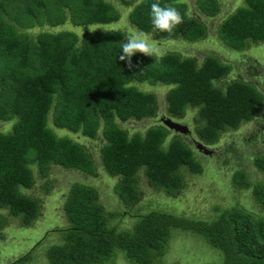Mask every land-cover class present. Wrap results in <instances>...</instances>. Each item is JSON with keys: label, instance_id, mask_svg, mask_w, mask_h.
I'll return each instance as SVG.
<instances>
[{"label": "trees", "instance_id": "1", "mask_svg": "<svg viewBox=\"0 0 264 264\" xmlns=\"http://www.w3.org/2000/svg\"><path fill=\"white\" fill-rule=\"evenodd\" d=\"M113 1L129 7L128 22L156 41L194 42L205 35L204 23L188 14L185 0H159L162 6L177 7L184 17L171 33L156 30L151 23L150 5L156 0ZM193 5L206 17L219 9L218 0H193ZM118 18L111 0H0V122L11 124L0 131V209L20 219L23 226L38 212L36 199L22 192L33 184L35 169L43 177L51 165L84 175L95 172L85 147L56 134L48 122L87 138L100 130L101 163L117 177L113 191L118 201L131 206L139 196V170L151 188L167 195L182 184L183 169L201 171L185 141L178 135L167 140L168 130L160 120L143 133L128 134L118 125L117 121L155 116L154 93L135 83L167 86L164 114L179 118L193 110V136L207 147L253 119L264 105L263 93L244 79L216 84L232 65L214 54L197 63L176 51L153 57L136 53L129 65L119 59L126 40L119 28L80 35L64 29L28 32L35 26L107 24ZM216 38L235 52L248 43L264 41V0H242L221 20ZM253 163L264 172V153L255 155ZM232 181L250 188L257 211L233 204L212 220H200L149 210L136 214L135 220L129 214L134 222L128 229L111 223L121 208L109 215L94 187L72 183L61 204L66 225L43 234L8 264L30 263L40 248L42 264H112L118 257L126 264H163L160 259L175 231L201 237L218 257L216 264H264V183L247 181L240 170L232 173ZM3 223L0 215V228ZM51 233L59 241L42 248Z\"/></svg>", "mask_w": 264, "mask_h": 264}, {"label": "rangeland", "instance_id": "2", "mask_svg": "<svg viewBox=\"0 0 264 264\" xmlns=\"http://www.w3.org/2000/svg\"><path fill=\"white\" fill-rule=\"evenodd\" d=\"M119 12L116 21L107 24L94 23L90 25L73 26L66 22L54 27L35 26L28 29L34 33L41 29L52 31L71 30L80 35L84 31L94 29H116L125 33H135L138 30L127 20L129 7L118 5L111 0ZM188 6V14L196 16L205 25V35L194 42H186L181 39H168L156 41L151 34H147L150 43L159 49V54L166 51H176L185 56H191L200 63L206 54H214L223 62L232 65L231 69L220 79L217 85H223L231 78H241L248 83L255 84L264 95V41L255 44L248 43L244 50L235 52L223 47L216 38V29L221 20L234 11L242 0H218V12L211 17L199 14L193 5V0H185ZM144 91L153 92L156 97L157 109L155 116L141 120L117 121L118 125L128 134L143 133L149 126L160 124L159 118L167 116L165 112V93L167 86L162 84L148 85L147 83H135ZM194 111L188 109L183 116L173 117L181 124H185L189 134H180L168 130L167 140L178 135L191 148L193 156L201 165V171L191 173L186 169L181 171L182 184L173 195H167L159 189L151 188L142 170L137 172L136 188L139 192L138 199L131 206H126L118 201L113 191L117 177L109 175L100 159V146L103 138L98 130L94 138H87L79 132L72 133L64 129H58L48 122L58 135H67L74 141L82 144L87 150L94 165V174L84 175L75 169H65L58 165H51L46 175L40 176L36 169L33 174V184L22 192L36 199L38 212L35 219L27 226L20 223V219L11 216L6 210L0 209V215L4 223L0 228V264H8L26 251H28L43 234L55 231L66 225L61 204L72 183H83L96 189L99 203L109 215L114 209L121 208V212L113 217L111 223L118 228L128 229L134 222V216L149 210H159L176 215L200 220H212L218 213L238 204L245 208L257 211L250 200V188L240 187L232 181V173L235 170L243 172L249 182L264 183V172L258 170L254 163L255 155L264 153V105L258 115L250 121L241 123L234 131H227L221 135L214 145H210V155H204L194 148L193 136L194 123L192 115ZM172 118V117H171ZM10 122H0V131H6ZM129 214H133V219ZM129 215V216H128ZM56 234L47 235L42 248L49 243L58 242ZM201 237L190 231H175L167 241L166 249L162 254L163 264H216L218 257L209 249ZM42 249L37 251L36 257L27 264H42ZM112 264H126L118 257Z\"/></svg>", "mask_w": 264, "mask_h": 264}, {"label": "clouds", "instance_id": "3", "mask_svg": "<svg viewBox=\"0 0 264 264\" xmlns=\"http://www.w3.org/2000/svg\"><path fill=\"white\" fill-rule=\"evenodd\" d=\"M150 9L151 23L156 30L171 33L176 26L183 23V15L171 4L162 6L159 0H156L150 5ZM121 52L119 59L126 60L129 65L136 53L152 57L159 55V49L150 43L148 35L142 31L128 33L122 43Z\"/></svg>", "mask_w": 264, "mask_h": 264}, {"label": "water", "instance_id": "4", "mask_svg": "<svg viewBox=\"0 0 264 264\" xmlns=\"http://www.w3.org/2000/svg\"><path fill=\"white\" fill-rule=\"evenodd\" d=\"M163 126H165L168 130H172L173 132H177L180 134H189L190 131L188 130L187 126L185 124H181L177 121H175L173 118L165 116L159 118ZM194 148L201 152L204 155H210L211 150L209 147L205 146L199 141L193 140Z\"/></svg>", "mask_w": 264, "mask_h": 264}]
</instances>
